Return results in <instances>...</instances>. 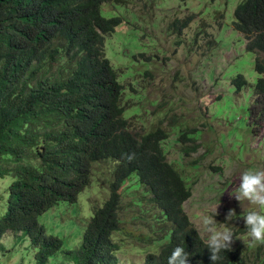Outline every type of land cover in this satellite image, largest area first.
Masks as SVG:
<instances>
[{"label": "trees", "instance_id": "1", "mask_svg": "<svg viewBox=\"0 0 264 264\" xmlns=\"http://www.w3.org/2000/svg\"><path fill=\"white\" fill-rule=\"evenodd\" d=\"M102 1L0 0V174L8 177L3 178L6 201L0 238L7 230L18 233L17 238H26L36 248V263L46 264L62 248L63 239L47 232L38 214L59 200L75 201L90 182L93 163L107 159L113 166L108 194L100 205H93L79 243L63 249L64 257L73 264H116L120 246L113 232L120 227L119 210L139 203L122 201L120 187L132 183L133 175L160 209L157 222L149 223L153 234L144 240L168 233L157 251L146 252L142 264H167L178 244L192 254L189 264H212L206 240L183 210L191 188L166 158L167 133L160 116L143 132L129 129L121 116V78H143L149 70L131 66L126 73L130 65L117 69L106 56L102 33L111 32L121 17L104 15ZM231 23L244 33L245 47L260 53L254 66L262 71L264 0H238ZM232 82L238 88L247 80L237 73ZM263 120L264 77L258 76L248 112L252 133ZM173 127L185 140L200 134L195 127ZM240 229L248 230L246 225ZM222 256L219 264H255L238 249Z\"/></svg>", "mask_w": 264, "mask_h": 264}, {"label": "rangeland", "instance_id": "2", "mask_svg": "<svg viewBox=\"0 0 264 264\" xmlns=\"http://www.w3.org/2000/svg\"><path fill=\"white\" fill-rule=\"evenodd\" d=\"M236 2L126 0L115 6L104 2L107 8L115 7L112 12L120 14L124 21L107 34L106 56L119 69L130 65L124 70L126 73L131 72V66L149 70L143 78L133 75L121 78L126 84L124 98L133 102L124 115L130 112V120L139 132L160 116L161 126L167 133L166 158L181 171L191 188L182 207L196 228L201 215L218 205V226L226 222L230 209L241 216V203L234 197L240 176L246 170L264 168V123L256 133H251L247 121L251 88L260 74L254 67L255 55L260 53L246 49L244 33L232 27ZM106 7L102 5L103 13L108 15ZM184 20L187 23L181 26ZM134 52L143 55L133 58ZM237 73H242L248 81L240 89L232 82ZM218 93L222 95L216 98ZM173 125L183 129L195 127L200 134L185 140L179 138ZM192 145L195 147L191 148ZM112 167L107 159L94 162L90 182L75 201L59 200L38 214L37 220L45 230L63 239L62 248L46 264H73L64 257L63 249L79 243L93 205H100L108 194ZM3 176L0 174V215L6 201ZM133 177L129 178L132 183L128 180L131 186L126 182L120 187L122 201L126 204L139 199V203L127 204L119 210L120 227L113 232L120 246L116 264H142L146 252L157 251L168 237L166 233L162 239L144 240L153 234L149 223L157 222L155 216L160 209L147 199L146 186L137 185ZM7 179L6 176L4 181ZM243 207L245 211L255 208L247 201ZM244 225L242 218L229 222L239 238L232 249L249 257L250 263L264 264V245L253 243L248 230L240 229ZM199 233L206 240L202 229ZM17 234L7 230L0 238L3 244L0 264H37L36 248L26 238H17Z\"/></svg>", "mask_w": 264, "mask_h": 264}, {"label": "clouds", "instance_id": "3", "mask_svg": "<svg viewBox=\"0 0 264 264\" xmlns=\"http://www.w3.org/2000/svg\"><path fill=\"white\" fill-rule=\"evenodd\" d=\"M104 2H109V1H107V0L102 1V3H101L102 13L104 10L102 8V5L104 7H106ZM237 2H238V0H237ZM111 4H113L115 6L114 3L111 2ZM121 4H118V5H121ZM114 8H112V9H114ZM112 9L106 7L105 10L109 13L108 15L113 13ZM233 10H234V8H233ZM232 14H233V12H232ZM104 15H106V14H104ZM108 15H106V16H108ZM116 15H119L121 17V21L115 27L122 25V23H124L123 17L120 14H116ZM183 22H185L183 24V25H185L187 23V20H184ZM183 25H181V26H183ZM115 27L111 32H103L102 33V36H103L102 49H104V47H105L104 41H105L106 37L108 36L107 34H111L114 30H116ZM245 42H246V39H245ZM256 53L257 52H255V54ZM105 54H106V52H105ZM141 55H143L142 52H135V56L132 55V57L136 58L137 56H141ZM256 55L258 56V54H256ZM256 55H255V57H256ZM130 63H133V62L130 61ZM134 63H136V62L134 61ZM115 67L117 69H119L117 66H115ZM123 69H124V67H123ZM257 72L260 73L258 76L264 77V75L261 74L264 72V69L262 71L257 70ZM247 83H248V81H247ZM122 84L123 85H121L122 87H121L120 99H119V101L122 102V106H123V111L121 113V116L127 119L128 124H129V129H132L133 131H135L136 129L134 128L132 121L130 120L131 119L130 118L131 116H129L130 112H129L128 116L124 115L126 108L129 107L130 103L133 104V102L124 98L126 84H125V82H122ZM242 86H244V85H241L237 89H240ZM131 89L136 90V88L133 85H131ZM252 100H253V85L251 88L250 100L248 103L247 121H248L249 105L252 102ZM141 111H144V110H141ZM141 111H134V112H141ZM158 112L160 114V111H158ZM262 123H264V120ZM248 124H249V122H248ZM250 127H251V125H250ZM141 132H143V131H141ZM192 146H194V145H192ZM192 146H190V147H192ZM230 174L231 173H229V175ZM234 197L236 200H238L241 203V207L243 209L241 216L237 215L235 209H230L226 215V218H225L226 222L220 223V226H218L217 220H216V216L218 215V211H217L218 206H219L218 205L216 208L210 209L206 213H203L201 215L199 221H198V224H197L196 230L198 231V233L202 229L205 236H206V246L210 250V260H211L212 264H219V262H221L223 260L222 253H225L227 251L232 250V245L234 244L235 240L239 239L234 234L232 227L229 226V222H232L234 220L238 221L239 219L242 218L245 222L246 228L248 229L247 235L250 238V240L255 244L264 245V168L244 171L240 176V183H239L238 191L236 192ZM245 201H247L250 205L255 206V208L253 210L245 211V209L243 207V203ZM260 245H258V246H260ZM190 255H192V254L189 253L188 251H186V249L181 244H178L172 250L170 256L168 257L167 264H189V256Z\"/></svg>", "mask_w": 264, "mask_h": 264}]
</instances>
